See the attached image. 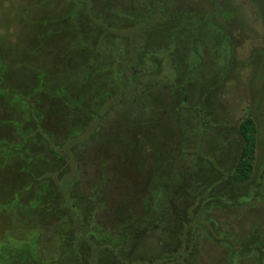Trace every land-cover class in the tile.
<instances>
[{
  "label": "rangeland",
  "instance_id": "obj_1",
  "mask_svg": "<svg viewBox=\"0 0 264 264\" xmlns=\"http://www.w3.org/2000/svg\"><path fill=\"white\" fill-rule=\"evenodd\" d=\"M82 2L0 0V264H26L28 257L39 263V257H57L65 228L57 218L44 219L37 210L30 211L38 203L44 179L51 173L57 180L55 168L44 172L42 159L52 162L56 158L39 139L48 136L61 147L73 132H82L107 101L117 99L126 85L121 69L127 39L122 43L113 35L100 37L92 24L86 25L82 14L73 15L74 10L82 13ZM253 5L261 9L264 0H254ZM263 12L259 20L252 14L251 21L256 27L253 34L262 43ZM254 44L260 45L253 41L251 48ZM242 46L237 49L240 59L247 58ZM250 63L246 77L236 78L235 90L219 94L218 117H214L228 133H234L243 118L254 120L253 173L246 183L235 185L257 188V192L251 200L243 195V205L227 206L219 201L207 206L203 220L214 238L206 227L200 229L198 254L192 264H264V55ZM151 65L145 59L138 72L142 83L174 80L172 76L151 77L147 72L153 69ZM168 66L167 60L161 68L168 72ZM162 91L132 95L126 89L123 96L128 101L101 117L96 133L75 148V161L61 164L58 178L70 176V188L94 200L91 230L97 239L113 241L122 236L121 229L127 224L140 225L157 217L167 188L170 192L174 185H182L183 199L176 205L183 213L189 186L208 185L212 178L205 155L220 168L231 166L236 144L229 139L221 151L220 132L214 136L203 129L200 134L198 115L180 106V91L168 87ZM198 97V93H188L189 101ZM250 107L255 115L249 114ZM32 115L36 128L31 127ZM35 158L39 167L33 180L27 165ZM145 243L151 255L166 249L152 235Z\"/></svg>",
  "mask_w": 264,
  "mask_h": 264
},
{
  "label": "flooded vegetation",
  "instance_id": "obj_2",
  "mask_svg": "<svg viewBox=\"0 0 264 264\" xmlns=\"http://www.w3.org/2000/svg\"><path fill=\"white\" fill-rule=\"evenodd\" d=\"M253 2L254 0H83L80 4L84 6V10L82 13L74 10L73 15L82 14L88 21L86 25L92 24L100 37L108 38L113 35L122 43L127 39V56L121 69L126 85L116 95V103L114 99H110L104 105H108L107 112L115 105L128 101L123 96L126 89H130L132 95H140L148 91L160 93L168 87L182 94L180 106L198 115L196 128L200 134L203 129H207L214 136L217 135L220 131L217 120L219 94L234 91L236 78L243 77V80L246 77V71L250 67L248 63L251 64L254 58L264 55V41L262 43L253 34L256 27L251 26L252 14H256V19L259 20L264 7L256 8ZM73 8L76 9L74 5ZM238 11L241 15L237 18L235 16ZM202 26L208 30H204ZM210 30L214 32L211 33ZM256 40L260 45L255 43V47L251 48ZM240 45H243L247 58L237 57V49H242ZM146 46L151 48L146 49ZM145 59L153 64V69L147 70L151 77L172 76L174 80L142 83L138 72L143 69ZM167 60L170 69L168 72L161 68ZM193 92L198 93L199 97L192 102L188 100V93ZM124 99L126 101L123 102ZM249 114L255 115L254 108L250 107ZM100 121L101 118L92 136ZM73 133L71 136L80 132ZM89 138L75 144L72 154L68 153L72 155L73 161L75 148Z\"/></svg>",
  "mask_w": 264,
  "mask_h": 264
},
{
  "label": "trees",
  "instance_id": "obj_3",
  "mask_svg": "<svg viewBox=\"0 0 264 264\" xmlns=\"http://www.w3.org/2000/svg\"><path fill=\"white\" fill-rule=\"evenodd\" d=\"M2 73L0 69V80H3ZM7 90L11 89L8 87ZM113 101L116 103L117 99ZM124 101L126 100L124 99ZM29 107L31 108V106ZM106 107L108 108V105ZM106 107L101 112H95L90 127L71 136L61 147L54 145L48 136L39 139V142L43 141L53 151L56 158L52 162L42 159L44 172L47 171V168H51V171L55 168L54 173L57 174V180L49 176L51 173L48 178L44 179L45 181L43 180L45 184L39 191L38 203L30 211L37 210L44 219H59L60 224L65 228V233L60 235L62 248L57 257L54 259L39 257V263L34 258L28 257L26 264H192L198 254L199 233L202 228L208 226L205 224L202 214L203 211H206L207 206L219 201L227 206L243 205L244 202L240 200L243 195L249 196L248 199L251 200L257 192V188L247 189L241 187L242 185H235L246 183L253 173L257 145L254 120L251 117L243 118L234 127V133H228L220 127L219 136H222L220 150L225 149L229 139L230 142L233 141L234 146L236 144V150L235 153L232 152V156L229 155L227 149L225 150L227 157L230 156L232 160L231 166L228 169L220 168L213 159H209L205 155L204 158L208 160V173L212 178L208 181V185L189 186L187 196L183 200L185 204L183 213L178 211L176 205L178 200L183 199L179 192L182 190V185H174L175 188L170 192L166 187L168 195L164 203L156 209L157 217L138 222L140 225H137L136 222L129 223L124 229H121L122 236L120 238L106 241L108 237L97 239L91 230V219L96 206L93 198L80 195L75 191L74 186L70 188L68 185L71 180L70 176L67 177L68 179H63L61 174L58 178L61 173V164L66 166L69 165L68 160L73 161L71 150L74 145L92 136L98 120L107 112ZM31 118L34 120V124L32 126L29 124V126L36 128L38 124L35 115H32ZM37 167H39L38 159L27 165V172L29 171L33 180L38 176L34 173ZM225 183L227 185H221ZM169 212L172 213L171 217L173 218L167 217ZM206 230L214 238L210 229ZM151 235L158 239L160 245H165L166 249L154 255L148 253L144 246Z\"/></svg>",
  "mask_w": 264,
  "mask_h": 264
}]
</instances>
